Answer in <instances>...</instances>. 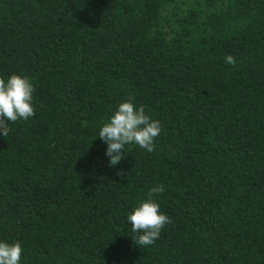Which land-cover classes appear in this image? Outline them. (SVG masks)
<instances>
[{"label":"trees","instance_id":"trees-1","mask_svg":"<svg viewBox=\"0 0 264 264\" xmlns=\"http://www.w3.org/2000/svg\"><path fill=\"white\" fill-rule=\"evenodd\" d=\"M13 73L34 115L0 136V239L23 264H264V0H0ZM129 98L161 132L111 166L98 131ZM150 194L169 222L143 246Z\"/></svg>","mask_w":264,"mask_h":264},{"label":"clouds","instance_id":"clouds-1","mask_svg":"<svg viewBox=\"0 0 264 264\" xmlns=\"http://www.w3.org/2000/svg\"><path fill=\"white\" fill-rule=\"evenodd\" d=\"M232 59L228 56L226 62L231 63ZM34 92V84L23 74L0 77V136L8 135L9 123L28 120L34 115ZM160 132V121L151 118L143 106H136L129 98L116 106L100 127L98 137L106 143L108 163L116 166L124 157L126 145L134 144L152 152ZM163 191L162 185L151 189V193L156 194ZM168 222V216L160 210V204L151 194L139 201L126 216L130 230L137 233L136 242L143 246L153 244ZM23 252L20 241L0 239V264H23Z\"/></svg>","mask_w":264,"mask_h":264}]
</instances>
